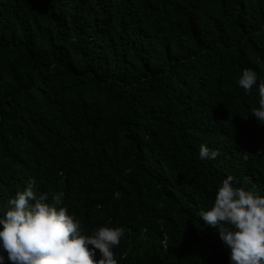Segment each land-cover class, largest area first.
I'll return each instance as SVG.
<instances>
[{
  "label": "trees",
  "instance_id": "16d2710c",
  "mask_svg": "<svg viewBox=\"0 0 264 264\" xmlns=\"http://www.w3.org/2000/svg\"><path fill=\"white\" fill-rule=\"evenodd\" d=\"M261 80L264 0H0V216L34 181L118 264H231L199 213L229 175L264 197Z\"/></svg>",
  "mask_w": 264,
  "mask_h": 264
},
{
  "label": "clouds",
  "instance_id": "9594fccd",
  "mask_svg": "<svg viewBox=\"0 0 264 264\" xmlns=\"http://www.w3.org/2000/svg\"><path fill=\"white\" fill-rule=\"evenodd\" d=\"M257 80L255 71L244 69L238 84L251 93ZM258 96L259 107L251 114L264 124V80L259 83ZM218 155V150L200 146L201 160ZM232 182L230 175L223 180L214 204L199 216L218 227L231 249V264H264V197L234 187ZM34 186L30 182L17 192L0 216V264H5L6 256L11 264H118L113 249L124 235L122 227H99L91 235L83 234L80 221L67 208L58 207L63 204V191L37 197ZM50 195L52 203L47 202ZM97 250L99 261L95 259Z\"/></svg>",
  "mask_w": 264,
  "mask_h": 264
}]
</instances>
